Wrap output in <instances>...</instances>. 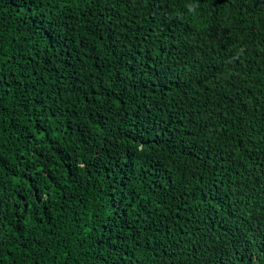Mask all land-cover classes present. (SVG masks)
<instances>
[{
	"label": "trees",
	"instance_id": "obj_1",
	"mask_svg": "<svg viewBox=\"0 0 264 264\" xmlns=\"http://www.w3.org/2000/svg\"><path fill=\"white\" fill-rule=\"evenodd\" d=\"M252 1L0 0V264H264Z\"/></svg>",
	"mask_w": 264,
	"mask_h": 264
},
{
	"label": "clouds",
	"instance_id": "obj_2",
	"mask_svg": "<svg viewBox=\"0 0 264 264\" xmlns=\"http://www.w3.org/2000/svg\"><path fill=\"white\" fill-rule=\"evenodd\" d=\"M264 4V0H253L252 2L249 3L248 7L249 8H258L259 6ZM251 24L256 27V28H264V24L256 17L253 15H249ZM246 20V16L244 17V22Z\"/></svg>",
	"mask_w": 264,
	"mask_h": 264
}]
</instances>
